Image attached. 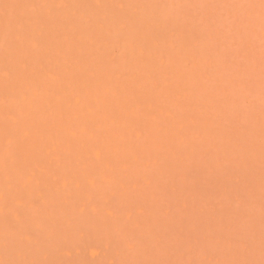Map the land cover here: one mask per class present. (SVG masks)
I'll return each mask as SVG.
<instances>
[{
    "label": "rangeland",
    "instance_id": "374dc122",
    "mask_svg": "<svg viewBox=\"0 0 264 264\" xmlns=\"http://www.w3.org/2000/svg\"><path fill=\"white\" fill-rule=\"evenodd\" d=\"M0 264H264V0H0Z\"/></svg>",
    "mask_w": 264,
    "mask_h": 264
}]
</instances>
